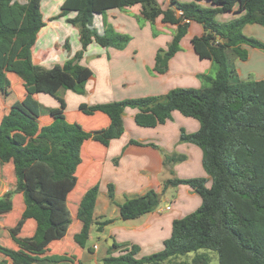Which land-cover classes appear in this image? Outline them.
Wrapping results in <instances>:
<instances>
[{"label":"trees","instance_id":"1","mask_svg":"<svg viewBox=\"0 0 264 264\" xmlns=\"http://www.w3.org/2000/svg\"><path fill=\"white\" fill-rule=\"evenodd\" d=\"M40 1L0 0V92H10L8 73L19 77L25 91L20 107L11 106L0 116V165L11 163L15 176L14 188L0 197V214L12 210L14 193L21 194L23 200L19 218L13 226L6 227L16 247L0 244V254L10 258L12 264H83L76 262L73 254H46L47 246L64 237L72 222L68 194L77 184L82 144L93 140L107 146L112 139L119 138L124 131L122 113L125 108L134 107L135 123L142 127L164 123L174 110L197 119L199 129L182 133L181 139L201 148L202 164L211 183L208 186L203 177L166 179L165 186L186 184L193 189L201 198L199 207L172 221L171 235L163 241L161 250L137 259L133 255L138 247L133 245L122 249L121 254L103 257L104 264H187L170 260L189 253H194L189 264H209L208 256L199 253L200 249L215 250L219 264H264V79H238L230 59V54L246 59L242 44L264 51L263 41L242 31L248 23L264 26V0H207V7H201L199 0H170L166 9L157 0H65L56 18L76 11L66 22L78 28L81 49L49 68L32 60V47L44 26ZM135 4L141 5L142 15L149 21L161 16L163 22L176 25L165 53L156 55L158 72L167 69L168 60L194 21L204 29L202 35L191 40L194 51L200 59L215 63L216 74L213 78L200 76L208 85L173 88L162 97L81 103L78 111L82 114L90 116L99 111L109 118L104 129L87 130L64 117L65 102L57 91L62 86L79 90L89 78L91 70L80 64V59L90 43L106 46L115 37L125 39L121 35L99 34L92 26L93 13ZM231 11L239 15L229 22L216 20L218 14ZM65 48L69 49L67 43ZM38 93L52 96L59 104L48 111L52 118L49 123L43 124L40 119L35 98ZM182 158L173 155L166 159ZM98 190V183L88 188L77 206L76 218L82 226L73 240L82 248H86L93 224L101 231L112 222L93 218ZM107 191L115 202L112 184H108ZM159 203L158 193L148 190L119 203V214L124 220L135 219L151 212ZM28 219L34 221V231L21 236ZM114 247L115 242L108 250ZM0 264H6L5 259Z\"/></svg>","mask_w":264,"mask_h":264},{"label":"crops","instance_id":"2","mask_svg":"<svg viewBox=\"0 0 264 264\" xmlns=\"http://www.w3.org/2000/svg\"><path fill=\"white\" fill-rule=\"evenodd\" d=\"M64 1H40L44 26L39 30L32 47V60L45 68L63 63L81 49L78 28L66 22L67 18L76 15V11H70L56 18ZM157 1L163 9L170 7V0ZM197 3L201 7L209 6L207 0H199ZM238 15L235 11L220 13L216 16V20L229 22ZM136 17L144 19L141 26L136 23ZM150 23L153 24L156 34H152ZM92 26L99 34L107 37L111 36L109 33L113 30L119 34L129 33L132 39L123 42L122 39L115 37L106 46H101L95 41L87 46L80 59V64L91 70L86 82L85 98L76 96L71 92L72 89L64 86L57 91V95L65 102L64 117L87 130L104 129L109 124V118L99 111L90 116L75 111L81 103L93 105L113 102L123 95L166 94L175 87L200 88L202 83L198 74L208 76L216 74L215 63L210 59H200L191 43L193 37L200 36L204 32L200 23L190 22L185 35L180 40L179 49L168 60V67L164 72L155 69L156 55L171 42L176 25L163 22L161 16L152 22L149 21L142 15L141 5L135 4L94 12ZM242 31L245 35L264 42L263 25L248 23L244 25ZM66 43L69 45L68 50L65 48ZM241 48L247 53L246 59L230 54L237 78L242 81L264 79V51L247 44H242ZM35 98L38 101L37 94ZM58 105L56 101V105L51 103L50 106L56 108ZM68 107L74 109L73 114L67 110ZM136 112L137 110L124 109L122 113L124 131L119 138L112 139L107 146L93 140L84 141L81 147V163L76 169L77 184L68 194V199L76 192L77 196L74 199L79 203L84 192L98 183L99 190L93 218L100 222L111 219L112 222L105 225L101 231H98L96 224H93L90 237L96 232L101 234L103 240L120 244L122 249H130L135 245L140 251L156 252L163 248V241L170 237L172 221L194 211L201 204L200 196L188 185L165 186V180L203 177L207 178L206 184L209 186L211 179L202 164L201 148L191 142L179 141L182 128L187 134L199 129L197 119L174 110L171 112V120L154 127H142L135 123ZM40 119L43 124L52 120L48 112L41 113ZM132 140L138 144L132 143ZM165 153L182 155L183 159L171 169L168 165H164ZM108 184L114 187L115 202L108 197ZM79 185H81L80 189H78ZM148 190L160 194L157 208L135 219H122L118 204L142 195ZM76 211L75 206V217ZM81 226L82 222L78 219L73 228L70 224L64 237L48 244L46 254L67 253L61 251V244L64 239H69L77 250V253L73 254L76 256V262L83 263L84 260L93 257L99 250V245L94 244L91 247L93 250L88 251L73 240L74 234L81 229ZM34 227H31V234ZM104 251L107 253L108 248ZM7 264H12L10 258ZM32 264L43 263L35 261Z\"/></svg>","mask_w":264,"mask_h":264},{"label":"rangeland","instance_id":"3","mask_svg":"<svg viewBox=\"0 0 264 264\" xmlns=\"http://www.w3.org/2000/svg\"><path fill=\"white\" fill-rule=\"evenodd\" d=\"M20 1H24V0H20ZM138 18L139 19H137V17H136V23L139 26H141L144 22V19L140 18V17H138ZM150 28H151L152 34H156V31H155L152 23H150ZM173 33H175V31ZM109 34L112 36L122 35L123 37H125V39L122 40L123 42H129L132 39V35L129 33L119 34V33H116L115 31L112 30ZM168 44H167L166 48L159 50L158 53L163 55L164 51L167 50ZM178 49H179V47H178ZM7 75H8V78L10 80V90H9L10 92H6V91L0 92V116L3 113H5L9 109V107H11V106H19L20 107V103L22 102V100L25 97L24 88L18 81L19 77L13 73H8ZM201 75L202 74H198V78L200 79V81L202 83L200 87H202L204 85H208L209 83L207 81L205 82L201 79V77H200ZM205 75H207V74H205ZM214 76H215V74H212L210 77L213 78ZM86 82H87V80H85L83 82L81 89L71 90V92L73 94H75L76 96H80V97L85 98V96H86ZM175 88H182V87H175ZM37 95H38V102H39V106H40V112L42 114L47 113L51 109V106H50L51 103L56 105V100L52 96H50L48 94H44V93H38ZM164 95H165V93L159 94V95H147V96L162 97ZM138 97H144V96H126V95H123L120 99H118L116 101H119L122 99H127V98H138ZM113 101H115V100H113ZM94 104H96V103H94ZM126 109H131V110H135V111L137 110L134 107H127ZM67 110L70 111V114L74 113V111H73L74 109L71 107H68ZM75 111L79 112L77 109ZM171 114L167 120H171V116H172ZM182 133H187V132L183 128L180 130L179 141L180 142H187V141H183L181 139ZM171 156H173V154H166L165 153L163 162H164V165H168L172 169L174 167V165L176 163L180 162L183 158L181 160H179V159H176V160L166 159V158H169ZM175 156H182V155H175ZM12 167L13 166L11 163H6L3 165H0V197L7 190H12L14 188L15 176H14ZM171 169H170V171H171ZM172 173H173V170H172ZM75 196H77L76 192H74V194L68 199V206H69V209L71 210V213H72V222H71L72 227L71 228H73L74 223L77 220L75 217V206L77 207L78 202L75 201V199H74ZM158 196H160V194ZM12 203H13V207H12L11 211H9L7 213L0 214V244L4 245L6 247H9V248L15 249L16 244L12 241L11 237L9 236L6 227L7 226H13L15 224L16 220L20 216V213L23 209V200H22L21 194L14 193L12 196ZM34 226H35L34 221L32 219H28L27 223H25L24 227L22 228L20 235L21 236H28L29 234H31V227L33 228ZM111 239H112V237H111ZM110 243H111V241H109V240L108 241L103 240L101 234L93 232L92 236L89 237V239L87 240L86 248L92 247L94 244H97V245H99V250H97L95 252V255L93 257H90V258L84 260L83 263L84 264H104L103 257H105L107 255H118V254L122 253V247H120V244H116L117 247H114V248L108 250L106 253L104 250H105V248H108L107 245L109 246ZM61 246H62V250H61L62 252L65 251L69 254H76L77 253V250L74 249V247L70 243L69 239H64ZM61 246H59V248H61ZM198 252L204 253L208 256L209 264H219L218 263V254L215 250L200 249ZM152 253H154V252H152L150 250L140 251V249H138V252L135 253L133 256L137 259H141L142 257L148 256ZM193 255H194V253H189L188 255L176 256L174 258H171L170 263L185 261L187 264H189ZM2 259H5V263L7 264L8 258L0 254V260H2ZM41 263L48 264V262H41ZM143 264H145V263H143ZM165 264H169V263L165 262Z\"/></svg>","mask_w":264,"mask_h":264},{"label":"built area","instance_id":"4","mask_svg":"<svg viewBox=\"0 0 264 264\" xmlns=\"http://www.w3.org/2000/svg\"><path fill=\"white\" fill-rule=\"evenodd\" d=\"M178 14H181V12L179 11V12H178ZM185 22H189V20H188V19H186V20H185ZM167 208H169V207H167Z\"/></svg>","mask_w":264,"mask_h":264},{"label":"water","instance_id":"5","mask_svg":"<svg viewBox=\"0 0 264 264\" xmlns=\"http://www.w3.org/2000/svg\"><path fill=\"white\" fill-rule=\"evenodd\" d=\"M160 198V196H158V199ZM112 245V242L110 243V245L109 246H111Z\"/></svg>","mask_w":264,"mask_h":264}]
</instances>
